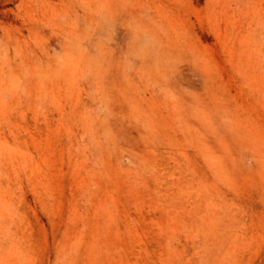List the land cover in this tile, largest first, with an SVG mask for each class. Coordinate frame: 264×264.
<instances>
[{
	"label": "rangeland",
	"instance_id": "obj_1",
	"mask_svg": "<svg viewBox=\"0 0 264 264\" xmlns=\"http://www.w3.org/2000/svg\"><path fill=\"white\" fill-rule=\"evenodd\" d=\"M0 264H264V0H0Z\"/></svg>",
	"mask_w": 264,
	"mask_h": 264
}]
</instances>
